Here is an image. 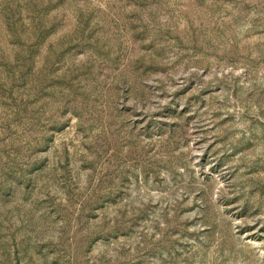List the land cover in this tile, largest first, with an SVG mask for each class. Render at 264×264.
<instances>
[{
    "label": "rangeland",
    "instance_id": "1",
    "mask_svg": "<svg viewBox=\"0 0 264 264\" xmlns=\"http://www.w3.org/2000/svg\"><path fill=\"white\" fill-rule=\"evenodd\" d=\"M0 264H264V0H0Z\"/></svg>",
    "mask_w": 264,
    "mask_h": 264
}]
</instances>
